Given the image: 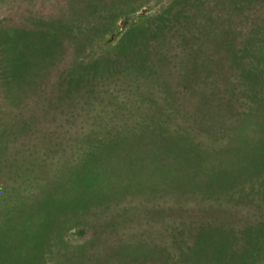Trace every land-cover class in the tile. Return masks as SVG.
I'll return each mask as SVG.
<instances>
[{
  "label": "trees",
  "instance_id": "16d2710c",
  "mask_svg": "<svg viewBox=\"0 0 264 264\" xmlns=\"http://www.w3.org/2000/svg\"><path fill=\"white\" fill-rule=\"evenodd\" d=\"M89 1L88 5L85 0V17L92 13H97L99 17L100 11H111L117 2L127 3V9L120 11L118 16L134 13L145 5L146 0ZM133 1L138 2L132 4ZM118 16L111 18L107 12L102 15V35L97 41L92 37L96 28L85 27L83 32L71 35L69 28L58 25L54 19L28 29L27 33L0 23V185L5 184V178L20 175L19 170L25 167L30 150L36 149L35 144L27 142L37 138L42 125L40 119L49 118L54 111L52 105L58 103L51 95L41 107L38 97L42 92L52 94L57 88L68 87L61 85L60 79L52 77L44 86L41 85L43 88H39L42 73L63 49L64 40L84 41L85 48H103V51L85 63V79L77 81L78 88L92 87L121 70L141 75L146 81L152 78L157 86L160 83L166 85L165 78L176 74V88L183 87L186 92L196 91L192 106L204 107V92L208 89L216 100L218 119L226 120L231 126L227 128L230 136L225 140L226 144L219 147V154L212 155L215 158L212 162L200 149L193 147L182 132L172 131L175 136L166 133L160 110L150 109L151 113L144 115L139 113L140 122L112 126L105 135L88 142L85 191L95 197L93 193L99 182L106 181L102 188V197H105L112 192L108 184L118 185L123 178L148 171V167L155 168L154 164L144 162L159 153L157 151L161 152L162 158L153 162L163 163L167 156L162 148L164 145L184 143L179 147L184 149L181 153L187 154H181L183 158L175 156L174 164L186 165L185 171L193 172L197 179H206L204 194H217V199L225 200L224 203L218 202L213 209L217 214H225L230 209L226 201L235 196L229 190L234 184L240 187L238 199L241 200V111L234 107L235 103L237 106L241 103L231 97L226 98L223 93L234 90L241 93L243 90L249 96L247 107L250 108L252 103L260 107L251 128H245L243 132L249 143L248 151L244 153H247L248 164L255 161L264 164V73L261 64L264 62V0H170L163 10L154 14L139 13L131 23L123 25V30L127 32L126 42L123 39L115 42L106 37L114 30V20ZM72 66L65 72L69 73ZM74 71L77 73L79 69ZM200 82L206 88H199ZM193 115L189 114L190 117ZM205 115L206 112L202 111L200 117ZM210 125V122H202L205 128ZM45 130V137L54 133L50 125ZM130 148L136 150L130 152ZM188 156L195 160V167L187 160ZM66 185L57 188L49 185L45 192H32L34 200L16 205L0 219V264H45V253L49 252L51 244L59 249H68L61 264L264 262V222L244 227L241 233V225L236 220L232 223L219 218L190 222L185 228L183 225L185 247L176 253L148 248L145 242L132 239L125 243L117 240L107 247L110 251L102 253L104 247H95L103 245L99 224L91 227L92 233L85 240V252L81 248L72 249L63 239L65 220L60 219L61 211L69 204L68 197H71V190ZM127 188L131 190L133 186ZM19 207L22 208L17 209ZM125 215L124 209L116 211L107 218L103 227L112 228L115 224L126 222ZM241 245L245 247L242 251ZM87 248L96 250L87 254Z\"/></svg>",
  "mask_w": 264,
  "mask_h": 264
},
{
  "label": "rangeland",
  "instance_id": "374dc122",
  "mask_svg": "<svg viewBox=\"0 0 264 264\" xmlns=\"http://www.w3.org/2000/svg\"><path fill=\"white\" fill-rule=\"evenodd\" d=\"M104 1L106 0H102ZM169 1L146 0L145 5L137 11L123 16H118V13L127 9V3L117 2L111 11H100L99 17L97 13L85 17V0H0V23L27 33L28 29L54 19L58 25L69 28L71 35L78 31L83 32L85 27L96 28L92 37L97 41L102 35L101 17L107 12L111 14V18L118 17L114 20V30L106 37L114 39L115 42L120 39L126 42L127 32L123 30L125 25L131 23L139 13L154 14L163 10ZM86 2L90 4V1ZM137 2L133 1L132 4ZM25 37H28V34H25ZM79 38L80 36L77 37ZM62 45L63 49L59 50L42 73L38 86L43 88L41 85L44 86L51 80L50 78L56 77V80L60 79L61 85L68 87L57 88L52 94L42 92L43 94L38 97L41 107L51 95L58 103L52 105L54 111L49 118L40 119L42 125L37 138L27 142L35 144L36 149L30 150L31 155L28 154L25 167L19 170L20 175L5 178V184L0 185V219L16 205H24L34 200L32 192L39 190L45 192L50 186L57 188L67 184V188L69 186L71 190V197H68L69 204L67 203V207L60 214V219L65 220L62 235L65 243L72 249L81 248L84 252L85 240L92 233L91 227L94 224H99L102 229L100 235L103 245L95 246L96 249L104 247L102 253L110 251L107 247L112 246L114 242L125 243L131 239L145 242L148 248L176 253L185 247L186 233L183 231V225L185 228L190 222L198 223L213 218L229 220L232 223L236 220L241 225V233L244 227L264 222V164L257 161L251 164L246 162L247 153L244 152L248 151L249 143L243 134L245 128H251L253 125L260 107L252 103L250 106L253 109L248 108L249 96L244 94L243 90L241 93L234 90L232 93L222 94L241 103L240 106L236 103L234 106L236 110L241 111V200L238 199L240 187L234 184L229 190L233 191L235 196L226 201V206L230 209L225 214H217L213 210L218 202L224 203L225 200L217 199V194H204L206 179H197L193 172L185 171L186 165L174 164L175 156L183 158L181 154H187L181 153L184 149L179 147L184 143L175 146L164 145L162 148L167 156L163 163L153 162H158L162 158L161 152L157 151L159 153L144 162L154 164L155 168L148 167V171H141L138 175L125 178L127 180L123 178L118 185L108 184L112 192L105 197H102V188L105 187L106 181L101 180L95 193L92 192L95 197L85 191L87 178L85 151L88 142L99 139L112 126L134 125L140 122L139 113L144 115L151 113L150 109L160 110L161 121H165L166 133L175 136L172 131L182 132L183 136L190 139L192 146L200 149L212 162H215L212 155L219 154V147L226 144L225 140L230 136L227 128L231 126L226 120L218 119L215 108L217 103L208 89L204 92L206 96V103L202 104L204 107L192 106L196 91L186 92L183 87L176 88L174 85L178 77L176 74L172 78H165L166 85L160 83L157 86L152 78H147L146 81L141 75L121 70L92 87L78 88L77 81L85 79V63L100 54L103 48L91 50L85 48L84 41L76 43L71 40H64ZM261 64L264 73V62ZM71 65H73L71 71L65 72ZM74 69L79 71L75 73ZM200 86L206 88L202 82L199 83L198 87ZM202 111L206 112L203 118L200 117ZM42 112L41 109V115ZM190 113H194L193 117L189 116ZM193 120L195 122H192ZM202 122L205 124L210 122L211 125L205 128ZM48 125L52 126L54 133L50 137H45ZM46 139L50 142L48 143ZM174 139L177 141L173 137ZM148 147L155 151L152 146ZM133 150L136 149L130 148V152ZM187 160L196 166L193 158L188 156ZM153 168L155 170L152 171ZM128 186H133V189H128ZM101 201L105 203H97ZM120 209L126 211L125 216L128 220L115 224L112 228L103 227L107 218ZM233 211L239 213L235 214ZM242 242L241 237V244ZM244 248L241 245V251ZM96 249L87 248L86 252L89 254ZM65 250L68 249H59L55 244H51L49 252L45 253V264H61Z\"/></svg>",
  "mask_w": 264,
  "mask_h": 264
}]
</instances>
